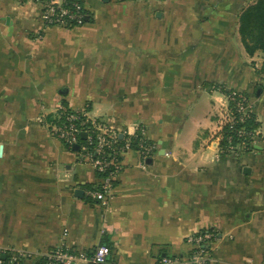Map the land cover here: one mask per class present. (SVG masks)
<instances>
[{"label":"crops","instance_id":"obj_1","mask_svg":"<svg viewBox=\"0 0 264 264\" xmlns=\"http://www.w3.org/2000/svg\"><path fill=\"white\" fill-rule=\"evenodd\" d=\"M254 2L84 0L89 19L61 27L33 0H0V264L104 241V264L183 261L204 232L207 264H264V54L240 35ZM230 90L250 96L260 127L254 149L224 154ZM63 102L156 145L126 152L104 202L87 193L102 175L39 121Z\"/></svg>","mask_w":264,"mask_h":264},{"label":"built area","instance_id":"obj_2","mask_svg":"<svg viewBox=\"0 0 264 264\" xmlns=\"http://www.w3.org/2000/svg\"><path fill=\"white\" fill-rule=\"evenodd\" d=\"M40 6V17L46 26L73 27L83 24L86 20L85 7L80 3H73L67 6V0H33ZM264 83V75L262 76ZM236 101L234 108L230 101ZM220 119L216 134L218 140V149L222 153L221 142L225 127L232 129L238 122H242L252 112L250 100L239 90H230L227 94V103L219 108ZM56 120L47 121V116L42 115L39 121L49 126L52 134L62 140L67 148L72 149L74 144L80 147L76 151L80 162L89 164L102 177L100 183L88 189V196L97 202H104L112 193L117 176L123 168V158L130 149H137L144 157L148 156L156 147L144 135V129L138 128L135 132L120 137L118 133L112 130L108 124L99 119H94L88 111H75L67 105L60 104L55 113ZM235 129V128H234ZM244 128L237 130L241 137L247 135L253 138L252 131L244 132ZM86 137L82 138V133ZM258 133V130H256ZM256 139V138H255ZM123 141V142H122ZM135 142V146L131 145ZM255 141H252V143ZM231 153H237L241 145L231 146ZM212 237L211 233L192 236L189 241L196 250L191 257L183 261L177 257L164 256L161 264H207L205 256L204 243ZM3 250H0L2 253ZM22 253V252H20ZM111 255V248L106 244H99L92 251H76L66 246H60L48 251L45 254L46 264H104ZM185 261V263H184Z\"/></svg>","mask_w":264,"mask_h":264},{"label":"trees","instance_id":"obj_3","mask_svg":"<svg viewBox=\"0 0 264 264\" xmlns=\"http://www.w3.org/2000/svg\"><path fill=\"white\" fill-rule=\"evenodd\" d=\"M75 2L84 6V0H67V6H72ZM84 12L88 14L86 8L84 9ZM240 35L249 53L253 54L256 51L264 53V0H255L254 3L249 4L243 9L240 15ZM259 72L262 77L264 75V63L262 64ZM239 91L244 93L250 100V96L245 91ZM235 103L236 101L234 100L230 101L235 114L238 116L240 114L237 113L234 108ZM62 104L67 105L65 102ZM46 119L47 121L52 122L57 119V116L50 115L47 116ZM259 127L260 124L253 110L247 117L243 118L242 122H238L235 126H233L232 129L225 127L221 142V148L223 149L222 153H231L230 147L236 145H241L242 150L254 149V142L252 143V141H255V138L259 136V134L256 133V130H258ZM241 128H244V132L252 131L254 134L253 138L247 135H244L243 137L239 136L237 134V130ZM131 145L136 147L135 142H132ZM103 244H107V241H104ZM195 252L196 250L193 249L191 254H194ZM3 256L4 258H1V260L6 264H46L47 262V258L45 256L36 258L33 254L28 252L20 253L19 251H7L6 253H3Z\"/></svg>","mask_w":264,"mask_h":264},{"label":"water","instance_id":"obj_4","mask_svg":"<svg viewBox=\"0 0 264 264\" xmlns=\"http://www.w3.org/2000/svg\"><path fill=\"white\" fill-rule=\"evenodd\" d=\"M88 19H89V17L86 16V20H88ZM82 137H83V138L86 137V133H85V132L82 133ZM79 147H80V145L77 143V144H74L73 149H74V150H78ZM247 170H249V168L246 167L245 171H247ZM76 193H77L78 196H81V194H82V190L77 189V190H76ZM1 257L4 258L3 255H2Z\"/></svg>","mask_w":264,"mask_h":264},{"label":"rangeland","instance_id":"obj_5","mask_svg":"<svg viewBox=\"0 0 264 264\" xmlns=\"http://www.w3.org/2000/svg\"><path fill=\"white\" fill-rule=\"evenodd\" d=\"M35 2V1H34ZM251 4V3H250ZM62 27V26H61ZM258 52H261V51H258ZM264 54V53H263ZM226 103L227 102H225V103H223L222 105H221V107H223V106H225L226 105ZM76 111V110H75ZM80 111H84V110H80ZM94 119H97V118H94ZM102 121V120H101ZM103 122V121H102Z\"/></svg>","mask_w":264,"mask_h":264},{"label":"bare ground","instance_id":"obj_6","mask_svg":"<svg viewBox=\"0 0 264 264\" xmlns=\"http://www.w3.org/2000/svg\"><path fill=\"white\" fill-rule=\"evenodd\" d=\"M82 136V135H81Z\"/></svg>","mask_w":264,"mask_h":264}]
</instances>
